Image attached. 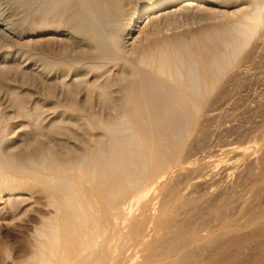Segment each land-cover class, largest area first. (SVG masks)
Listing matches in <instances>:
<instances>
[{"label":"bare ground","instance_id":"6f19581e","mask_svg":"<svg viewBox=\"0 0 264 264\" xmlns=\"http://www.w3.org/2000/svg\"><path fill=\"white\" fill-rule=\"evenodd\" d=\"M8 1L17 12L6 15L0 2V22L3 19L8 21L6 27L0 28V47L14 50L11 46L17 43L20 44V52L5 53L1 59L8 61L19 54L24 55L26 61L38 65L39 70L35 73L27 70L14 72L32 74V78L29 75L31 81L25 79L28 76L21 75L22 85L27 84L30 93H39L47 98L45 104L36 103L37 110L47 105L55 112L70 111L75 114L76 121H87L83 125L99 131L89 135V143L83 138L88 145L78 154L76 162L74 160L78 168H84V172L80 171L83 174L68 175L70 170L66 168L64 159L53 153L36 154L33 151L28 154L25 146L21 152L19 150L20 156L2 153L1 147L9 140L11 128H5L6 122H2L0 114V201L4 192H10L6 205L18 209L17 203L21 198L13 196L15 192L22 186L40 185L57 208L54 221H48V225L45 223L46 226L37 231L38 244L30 260L32 264H120L121 254L116 252L113 236L114 229L122 224L117 207L134 200L131 198L137 188V191H144L137 197L140 201L146 196L148 184L159 183L161 173L170 172L158 151L159 137L176 134L181 139L197 124L201 113L209 106L211 94L216 89L222 91L221 80L225 71L258 38L259 33L264 34V0L183 1L181 11L187 13L199 12L206 5L219 2L247 4L226 13L220 31L207 36L202 43L193 38L182 39L177 34L170 36L166 34L168 27L159 26L160 16L156 11L164 10L170 0ZM28 17L33 18L31 26L26 25ZM28 33L38 37L42 46L35 45L37 47L32 49L26 45L23 38ZM6 68L12 70L11 63L5 65ZM0 75L5 74L2 72ZM11 76L3 78L8 81ZM15 94L17 97L11 99L19 111L23 100L20 94ZM82 95L84 99L80 98ZM99 112H112L114 115L98 117L84 114ZM54 121L52 124L56 126L61 120ZM155 150L160 158H151ZM69 161L68 164L72 162ZM34 167L52 168L48 171L52 176L39 173L37 168L34 171ZM27 169L33 171L20 174ZM90 172L96 176L93 179L98 177L95 183L92 182L98 195L90 193L88 204H92L89 207L84 205V200L82 205L79 200L77 206L72 207L73 203L70 206L63 199L64 194L70 192L71 186L83 189L85 184L93 181L91 175L87 176ZM53 180L60 183L58 187L54 186ZM69 207V210L73 208L72 213ZM126 220L131 223L132 233H137L143 223L136 215L126 217ZM182 256L178 259L182 260ZM172 258L169 262L164 259L171 264ZM131 260L123 258L126 264H132ZM158 260L162 259L155 261Z\"/></svg>","mask_w":264,"mask_h":264},{"label":"rangeland","instance_id":"374dc122","mask_svg":"<svg viewBox=\"0 0 264 264\" xmlns=\"http://www.w3.org/2000/svg\"><path fill=\"white\" fill-rule=\"evenodd\" d=\"M183 1L186 0H170V4L164 10L156 11L157 16H160L157 23L161 28L168 27L166 34L170 36L177 34L182 39L193 38L199 43L206 41L207 36L220 31L227 14L247 5H240L237 2H219V4L206 5L204 7L206 10L202 8L199 12L187 13L181 11ZM0 2L6 15L17 12L8 0H0ZM160 13L168 15L161 17ZM28 18H30L29 21ZM28 18L26 25L31 26L33 18ZM6 23L8 24V21L3 19L0 22V28L6 27ZM136 34L137 32L134 35ZM257 39L225 71L221 80L222 91L216 89L211 94L209 106L201 113L197 124L181 139L176 134L171 136L165 134L162 138L159 137L160 150L158 151L161 153L160 157L167 162L170 172H162L159 183L148 184L146 196H143L140 201H137V197L144 191H137V188L131 198L134 200L126 201L117 207L122 224L117 230L114 229L113 236H115L116 252L121 254L118 260L120 264H126L123 261L126 257L132 259L130 262L132 264H143L147 260L149 264L154 262L162 264L166 263L167 259L169 262L172 257L171 262L173 261L174 264L177 262L181 264L187 259L184 264L187 262L189 264L190 260V264H264L263 32L262 35L259 33ZM23 40L32 49L37 47L35 45L42 46L38 37L31 33L25 34ZM16 45L11 46L14 50L0 47V67H2L0 74L2 72L5 74L0 75V87H2L0 88L2 119L1 115L0 119L3 123L6 122L5 128H11L9 140L3 144L1 151L20 156L25 146L26 150H24L28 151V154L33 151L36 154L50 152L64 159L66 168L70 170V173L67 172L68 175L79 176L80 171L85 170L83 167V169L78 168L74 160L76 162L78 154L90 142L89 135H94L99 130L90 125H83L87 121H76L75 114L70 111L55 112L47 105L41 108L42 111L40 108L36 109L38 108L36 103L45 104L47 98L39 93H30L27 84L22 85V76L25 74L15 73L20 70L35 73L39 70L38 65L36 67L30 60L26 61L24 55L19 54L15 58L11 55L12 59L8 61L1 59L5 53L20 52V44ZM10 63L13 71L7 68L6 70L9 71H6L4 67ZM28 73L25 79L31 81L32 74ZM10 74L13 76H11L13 81H11L12 78H8V81L3 78ZM13 92L20 94L19 97H22L21 101L23 100V109L18 107L19 111L17 107H14V100L11 99L17 97L14 96L15 93L12 94ZM80 98L84 99L85 96L82 95ZM37 113H39L38 116ZM84 114L98 117L114 115L112 112ZM54 120H61L63 123L59 121L54 126ZM142 133L145 134L146 131ZM83 138L88 143H84ZM21 143L24 145L20 146ZM158 156L156 150L151 154V158H160ZM65 159L72 162L69 161L70 164H68ZM72 163L74 164L71 165ZM36 168L34 171L37 170ZM40 169L37 170L39 173L44 172L52 176V173L48 172L53 170L52 168L51 170L50 168ZM27 170H23L24 173L20 171V174L26 175L33 171V169ZM61 171L58 172L59 175L62 174ZM56 172L55 174L58 175ZM93 174L90 172L87 175H91L93 181L90 182L91 184L83 183L85 184L83 189L79 186L69 187L71 189L68 191L72 190L73 194L70 192L68 193L72 196L68 193L64 194L65 202L68 201L70 206L73 203L72 207L79 203L89 207L92 204H88L90 193L98 195L94 186L98 177L96 180L93 179L96 177ZM52 182L55 187L60 184L56 180ZM9 193L4 192L1 195L3 199L0 201V264H32L30 260L32 261L38 244L37 231L45 223L48 225V221H54L57 208L40 185L22 186L18 192H15L13 196L21 198V201H18L19 204L17 203L18 209H15V203L14 209L6 205ZM82 200H84L83 203ZM12 210L15 212L13 213ZM129 211H131L130 216L136 215L143 222L141 228L137 229V233H132L134 230L130 227L131 223L126 220V217L130 218ZM69 212L72 213L73 208ZM103 237L104 235L100 237L101 240ZM138 238L142 240L138 241ZM174 255L177 259L183 255L182 260H175ZM184 255L187 259H183ZM156 257L162 260L155 261L158 259ZM150 259L155 260L150 262Z\"/></svg>","mask_w":264,"mask_h":264}]
</instances>
